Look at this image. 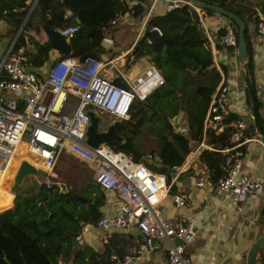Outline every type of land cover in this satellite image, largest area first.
I'll return each instance as SVG.
<instances>
[{"label": "built area", "instance_id": "built-area-1", "mask_svg": "<svg viewBox=\"0 0 264 264\" xmlns=\"http://www.w3.org/2000/svg\"><path fill=\"white\" fill-rule=\"evenodd\" d=\"M150 1L167 2L168 10L180 6L181 1L188 3L186 0ZM204 16L198 15V24L207 34ZM255 22L256 33L264 40V14H259ZM78 29L75 24L59 31L69 40ZM219 29L218 44L226 54L235 56L237 36L232 22L228 18L221 20ZM151 30L160 33L157 27ZM15 41L16 37L0 53V175L7 171L18 144L24 142V157L20 161L25 160L42 171L44 185L50 188L59 154L67 150L87 162L94 170L97 185L113 192L119 199L117 213L100 217L95 222L96 227L109 231L115 227L132 226L139 233L140 241L135 253L121 258L111 254L112 260L121 264L138 261L143 251L152 248L154 240L165 239L168 241L166 264H191L186 256V247L194 239L196 229L191 223L172 224L158 208L170 191L166 176L135 162L131 154L114 151L105 142L95 147L85 143L88 108H96L113 120L128 119L134 102L144 101L165 84L160 70L150 63L130 77L119 72L112 61L102 62L90 56L80 59L68 54L59 57L39 76L28 61L25 46H15ZM106 66L115 69V78L104 73ZM257 88L264 92V82L258 83ZM228 92L229 87L221 80L210 97L203 120V135L210 128L231 129L229 145L219 149L226 157V174L216 181L213 189L215 193L229 197L235 210L240 212L249 197L264 190L262 176L242 171L243 148L250 141L264 145V140L254 127L250 111L247 121L226 120L231 115L226 99ZM70 95L77 100L73 111L67 113L64 108ZM250 124L254 131L249 134ZM199 147L209 148L203 140ZM173 200L176 206H183L186 197L177 194Z\"/></svg>", "mask_w": 264, "mask_h": 264}, {"label": "trees", "instance_id": "trees-1", "mask_svg": "<svg viewBox=\"0 0 264 264\" xmlns=\"http://www.w3.org/2000/svg\"><path fill=\"white\" fill-rule=\"evenodd\" d=\"M199 1L216 4L247 21L238 10L229 6V0ZM28 9L26 0H0V19L11 25L8 31L11 37L19 30ZM67 9L72 11V15L65 17ZM126 11L122 0H37L16 38L15 46L24 45L26 39L35 43V52H28V61L34 68L48 61L50 48L47 41L40 43L29 35L26 38V32L34 17L39 16L41 25L45 23L54 29L77 24L78 31L69 39L70 54L80 59L88 56L100 58L101 55L107 54L103 48V38L109 24ZM141 12L142 8L139 5L133 9L134 15ZM204 12L215 14L210 10ZM230 21L237 36V25ZM152 27H157L160 33L151 30ZM220 33L221 30L218 35ZM245 38L247 42L245 69L251 77V50L247 27ZM207 42L198 24V15L188 4H181L162 15L148 18L142 35L136 42L137 49L131 55L134 58L147 56L160 70L165 84L155 89L144 101L136 102L130 118L118 122L116 132L122 136V141L110 140L105 143L114 151L126 154H131V150L136 149L141 154L154 155L170 170L175 171L193 148V142L201 140L203 120L211 94L221 81ZM219 47L222 48L221 45ZM116 82L119 83V80ZM255 104L258 107L259 102L256 100ZM181 113L187 116L188 132L174 127L176 121L173 122L172 119H178ZM231 118L237 117L230 115L226 120ZM260 121L264 127V120ZM142 128L157 137V148L143 150L140 135ZM230 131L229 127L222 130L218 128L206 130V141L212 149H203L199 159L205 164L212 184L226 174V157L219 149L229 145ZM248 133L250 134L249 130ZM166 178L169 184L170 175ZM36 195L48 200L43 204L49 212L47 223L52 225L51 222H56L53 226L60 228L61 232L47 230L43 212L30 205L32 198L25 196V200H21V197L16 196L15 206L4 216H0V264H57L58 257L64 258L65 261L70 256V251L67 250L70 238L64 235L68 229H63L59 225V219L72 216V213H66L60 206V196L64 194L58 193L54 186H51L47 193L38 192ZM5 210L6 208L1 212ZM35 210L39 212V216ZM99 218L100 215L96 212L90 221L95 223ZM72 230L75 235L77 229ZM257 254L264 263V245L259 248ZM98 263L101 262L91 264Z\"/></svg>", "mask_w": 264, "mask_h": 264}, {"label": "crops", "instance_id": "crops-1", "mask_svg": "<svg viewBox=\"0 0 264 264\" xmlns=\"http://www.w3.org/2000/svg\"><path fill=\"white\" fill-rule=\"evenodd\" d=\"M36 1L37 0H26L29 5L27 12L31 13ZM122 1L127 11L123 15H118L111 21L106 30V35L103 38V48L106 51L114 42L116 46L118 44V47L122 50L121 55H115L113 56L114 58L110 57L106 59L112 61L113 64L114 62L123 63L127 55L132 54L135 50L136 42L142 35L148 18L162 15L168 11L167 2L164 1H156L154 3L150 0ZM184 3L181 1L180 5ZM137 5L141 6L142 12L138 15H134L133 9ZM188 5L194 9L198 15L202 16L205 14L204 21L207 34L200 24L199 26L207 38V44L212 53L213 64L218 70L221 80L229 87L226 99L231 115L236 116V119L247 121L249 111L252 113L253 93L255 97L254 104L256 100L259 102L258 107H256L259 119L264 120V92L257 88L258 83L264 82V40L257 35L255 30V21L259 17V14L264 13V0H229V6L238 10L247 20L244 22L248 29V40L251 50V77L245 69L246 60L244 64H240L236 55L226 54L223 48L219 47L220 45L217 42L218 32L220 30L219 24L221 20L227 17L216 13L207 14L203 9L196 11L195 7L190 4ZM71 15L72 11L67 9L65 17ZM26 19L25 17L21 26H23ZM9 29H11V25L3 19H0V53L8 48L12 39L16 37L18 32L17 31L16 34L11 37L8 34ZM28 35L32 36L37 42H45L46 37L41 32L39 16L34 17L33 23L26 32V38ZM34 44L33 41L31 42L26 39L24 46L28 52L33 53L35 52ZM53 59L54 53L50 49L48 61L40 67L34 68L35 72L41 76L40 73L48 69ZM129 63L130 66L128 68L126 66L118 68L115 64L114 66L119 72L133 77L151 62L147 56H142L133 58ZM130 67L135 73L125 71ZM106 75L111 78L112 75H114L113 78H115V69L110 70V73H106ZM73 103L74 102L69 103L67 101L64 111L67 113L73 111L75 107ZM184 115L185 113H181L178 119H172V121H176L174 123L178 125V130L188 132L186 124L187 116ZM112 121L113 118L111 117L110 122ZM248 127L250 132L254 131L251 124ZM205 135H202L201 140L211 148L206 141ZM201 140L193 142V148L185 157L184 162L175 168V176L168 174L171 177L169 184L170 187H172L167 196L161 200L158 208L164 217L172 224L180 222L191 223L196 229L194 239L186 247V256L189 258L191 264H247L248 254L253 243L264 234V190L259 195L249 197L245 201L242 211L237 212L235 210V205L231 202L229 197L215 193L213 189L214 184H212L209 179V172L205 164L199 159L201 151L206 149V147H199ZM243 149L244 159L242 171L264 178V145L257 141H250L245 144ZM19 152L20 153L15 157L13 167L11 171H9L7 177L4 176V179L0 180V212L6 208L5 212L0 213V216H4L8 210L15 206L14 198L16 196L21 197V200H25L26 197L32 198L31 202H33L36 197H40V204H44V197L38 196L36 193H47V190H49V188L44 185L42 176L37 187L22 186V182L20 187L14 192L10 191L17 166L21 162L20 159L24 157L23 150ZM156 158L158 159V157ZM73 159L75 161H82L74 154L64 150L59 154L56 164L71 166V163L74 161ZM56 164L53 170L52 187L54 186L56 191L59 190L55 185L57 181L64 185L62 189L67 188V191L62 194L73 192L69 189L70 187L66 181L61 179L57 171H55L57 167ZM37 171L38 173L40 172L38 169ZM90 175L88 187L84 182H79L77 178L75 179V181L78 180L76 183L81 186L80 195L75 193L78 196H82L81 191L87 193L90 199L88 207L91 215L88 217L83 215L80 216L77 212L76 218H74L77 223L75 225L77 233L73 235L72 232L74 231L72 229H68L66 233L76 236L81 246L76 247L71 242V237L68 236L70 238V245L67 247V250L70 252L76 250L74 264H91L96 261L101 262L98 264H121L112 260L110 258L111 254H117L121 258L124 255L135 253L140 241L139 233L132 226L115 227L109 231H104L97 228L96 223L90 221L96 212L100 217L116 214L119 201L118 197L113 192L102 190L99 186L94 185V170ZM56 177L57 179H55ZM199 182H202V184L199 185ZM90 185L95 186L96 191L90 189ZM28 189H30L29 192L25 193L24 190ZM177 194L185 195L186 202L183 206H176L173 196ZM32 206L36 207L35 205ZM167 247V240L156 239L153 242L152 248L141 253L140 260L133 261L130 264H166L168 258ZM59 258V261L56 262L57 264L64 261V258ZM255 262L256 264H264L259 254L256 255Z\"/></svg>", "mask_w": 264, "mask_h": 264}, {"label": "water", "instance_id": "water-1", "mask_svg": "<svg viewBox=\"0 0 264 264\" xmlns=\"http://www.w3.org/2000/svg\"><path fill=\"white\" fill-rule=\"evenodd\" d=\"M186 1L195 8H199L203 10H210L216 14L226 16L229 20H232L236 23L237 28H238L236 57L240 64H244L246 60V56H247V42L245 38V30H246L245 22L235 13L228 11L216 4L201 2L199 0H186ZM29 14L30 12H27L26 18L29 16ZM261 14H264V13H261ZM21 29H22V26L18 30L16 37L18 36ZM41 32L45 35L46 37L45 41H47L49 48L54 53V59L52 60L51 64H53L57 59H59V57L70 54L71 49H70L69 41L65 38L64 35L60 33L59 29H54L50 27L49 25L43 23L41 25ZM136 48L137 46L135 47V49ZM252 100H253L252 102L253 104H252L251 111L253 115V124L256 127V129L260 132L264 140V127L259 119L256 105L254 104L255 97L253 93H252ZM86 113L89 116V125L87 128L86 137H85V143L87 145H89L90 147H95L99 143L107 142L110 140L122 141V136H120L116 132V126L120 120H113L112 122H109L107 125H105V128H101V127H104L100 125L102 123L100 116H99L101 113H99V111L96 108H88L86 110ZM131 158L135 162L143 164L146 168H148L150 171L154 173L163 174L165 176H167L168 174H170L171 176H175V172L170 170L168 166L164 164L162 161L156 159L154 155H149L147 157L146 155L141 154L138 150L132 149ZM37 174H38V171L32 164L28 163L25 160L21 161L19 165L17 166L16 172L13 176V183L10 188V191L14 192L17 188H19L24 178L27 175L36 176ZM55 185L59 188L58 190L59 193H65L67 191V188L62 189V187H64L62 183L56 182ZM94 185L98 186L95 181H94ZM79 199L82 201H85V199H81V198ZM40 200H41L40 197H36L34 201L30 203V205L31 206L35 205L37 208H39L43 212L44 222L47 226L48 231L61 232L60 228H57L47 223L49 212L46 210L43 204H40ZM47 201L48 200L45 199V202ZM75 218H76V215H75ZM67 236L71 237V242L76 247L81 246L76 236H73L70 233H67ZM262 245H264V234L260 236L259 238H257L256 241L253 243L249 251V254H248L247 264H256L255 259H256L257 251ZM75 257H76V250L70 252L69 258L65 261L60 262L59 264H74ZM59 259L60 258L58 257L57 261H59Z\"/></svg>", "mask_w": 264, "mask_h": 264}, {"label": "rangeland", "instance_id": "rangeland-1", "mask_svg": "<svg viewBox=\"0 0 264 264\" xmlns=\"http://www.w3.org/2000/svg\"><path fill=\"white\" fill-rule=\"evenodd\" d=\"M134 35V34H133ZM123 49V48H122ZM124 50V49H123ZM122 50H120V47H118V44L116 46L115 42L113 45H111V47L106 51L107 54L106 55H101L100 56V60L102 59V62H105L107 61L106 59L107 58H110V57H113L115 55H121V52ZM114 58V57H113ZM134 57L129 54L127 55L125 61L123 63H116L114 62L115 66L120 68L121 66H126L127 68L130 66V60H132ZM119 62V61H118ZM132 67V66H131ZM131 67L129 69H126L125 71L129 72V73H132L133 71L131 70ZM123 69V68H122ZM110 67L109 66H106L104 68V73H110ZM135 73V72H133ZM133 75V74H131ZM114 77V75H112V78ZM68 102L69 103H73V105L75 104L76 102V97L70 95L69 98H68ZM139 106V105H138ZM139 110V109H138ZM137 110V111H138ZM100 119H101V126H104V127H101V128H105V125H107L110 120H111V116H109L108 114H100ZM186 116V114L184 115ZM174 127L175 129H177L178 125L174 123ZM140 135L142 137V144H143V150L144 151H147L151 148H157L158 146V140H157V137L154 135V134H150L145 128H142L140 130ZM24 149H25V143H23V145L21 146L20 150L24 152ZM20 153V152H18ZM64 153V152H63ZM19 156V155H18ZM74 160V159H73ZM74 162V163H73ZM72 163H71V166H68V165H65V164H59L57 165L56 167V170L58 175L61 177V179L65 180L66 183L69 185V189H71L73 192H71L72 194H74L75 192L80 195V190H81V186H79L76 182H84L86 184V186L88 187V179L89 177H91V173L93 171V168H91L87 162L85 161H78V160H74ZM13 167V166H12ZM11 167V169H12ZM10 169V171H11ZM40 171V170H39ZM43 176V173L42 171H40L38 173L37 176H33V175H27L24 180H23V183H22V186H38V184L40 183L41 181V178ZM78 179L77 181H75V179ZM4 179V175H0V180H3ZM57 179V177L55 178ZM60 179V178H59ZM53 180V178H52ZM57 182V181H56ZM91 186V185H90ZM90 189L96 191V187L95 186H91L89 187ZM56 189V188H55ZM30 189L28 190H24V192H29ZM71 193H66L62 196H60V206H62L66 213L67 212H70L72 213V216H64L63 218L59 219L60 220V227L63 228V229H76V220L74 219L75 218V215L77 214V210H76V207L79 205V201L75 199V197L72 196ZM75 193V194H76ZM83 195V193L81 194ZM79 197V196H77ZM82 197V196H80ZM79 197V198H80ZM38 216L40 215L38 211H34ZM55 221V220H53ZM52 226L54 224H56V222H51ZM64 235H67V233H64Z\"/></svg>", "mask_w": 264, "mask_h": 264}, {"label": "flooded vegetation", "instance_id": "flooded-vegetation-1", "mask_svg": "<svg viewBox=\"0 0 264 264\" xmlns=\"http://www.w3.org/2000/svg\"><path fill=\"white\" fill-rule=\"evenodd\" d=\"M83 193L82 197H80L81 199H85V201H82L80 200L76 195V194H72L73 197H75L76 200L79 201V205L76 207L77 208V212H78V215H83L85 217H88L91 215V212L89 211V207H88V204H89V197L87 196V193L85 191H81Z\"/></svg>", "mask_w": 264, "mask_h": 264}, {"label": "bare ground", "instance_id": "bare-ground-1", "mask_svg": "<svg viewBox=\"0 0 264 264\" xmlns=\"http://www.w3.org/2000/svg\"><path fill=\"white\" fill-rule=\"evenodd\" d=\"M135 104H136V102H134V104L132 105V107H131V111H130V113L128 114V118L131 117V112H132V109H133V107H134ZM23 143H24V142H20V143L18 144L17 149H16V151H15V155H14V157H13V159H12V161H11V163H10L8 169H7V171L3 173V175H4L5 177H7L8 173H9V171H10V169H11L13 163H14L15 157L17 156L18 152L20 151V148H21V146L23 145Z\"/></svg>", "mask_w": 264, "mask_h": 264}]
</instances>
